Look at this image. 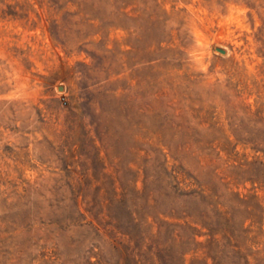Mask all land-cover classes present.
I'll return each instance as SVG.
<instances>
[{"label":"rangeland","instance_id":"obj_1","mask_svg":"<svg viewBox=\"0 0 264 264\" xmlns=\"http://www.w3.org/2000/svg\"><path fill=\"white\" fill-rule=\"evenodd\" d=\"M0 264H264V0H0Z\"/></svg>","mask_w":264,"mask_h":264},{"label":"water","instance_id":"obj_2","mask_svg":"<svg viewBox=\"0 0 264 264\" xmlns=\"http://www.w3.org/2000/svg\"><path fill=\"white\" fill-rule=\"evenodd\" d=\"M219 53H221V54H224V51H222V50H217Z\"/></svg>","mask_w":264,"mask_h":264}]
</instances>
